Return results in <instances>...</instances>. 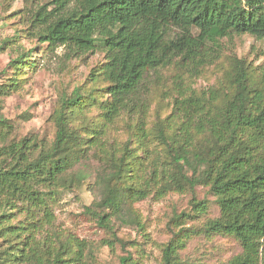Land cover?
<instances>
[{
  "label": "trees",
  "instance_id": "16d2710c",
  "mask_svg": "<svg viewBox=\"0 0 264 264\" xmlns=\"http://www.w3.org/2000/svg\"><path fill=\"white\" fill-rule=\"evenodd\" d=\"M35 24V35L48 46L72 54L102 50L105 58L91 70L90 85L62 96L51 142L31 136L0 145V264L86 263L87 241L53 229L51 204L61 188L87 177L73 169L91 152L103 168L98 200L86 210L111 233L109 246L126 245L111 216L124 219L133 203L151 195L185 191L193 194L194 210L204 212L206 200L194 195L204 184L220 208L206 229L233 236L242 248L228 264H264V70L235 59L216 86L180 90L170 112L151 125L146 85L150 71L177 59L197 76L219 58L224 37L264 39V0H52L38 7ZM172 29L179 30L175 36ZM27 56L11 62L17 75L29 65ZM10 81L0 85V94L20 83L17 76ZM93 106L99 113L88 117ZM125 114L127 139L110 142L109 131ZM6 127L0 114L3 141ZM191 156L199 171L188 177L181 164ZM19 203L27 206L26 222L13 221ZM45 224L50 229L43 234ZM183 244L172 239L162 264H184L178 254ZM119 264L140 263L127 252Z\"/></svg>",
  "mask_w": 264,
  "mask_h": 264
},
{
  "label": "rangeland",
  "instance_id": "374dc122",
  "mask_svg": "<svg viewBox=\"0 0 264 264\" xmlns=\"http://www.w3.org/2000/svg\"><path fill=\"white\" fill-rule=\"evenodd\" d=\"M50 1L0 0V85L10 83L15 76L20 79L17 87L0 94V114L10 125L4 128L7 139H0V145L31 136L39 142H51L56 131L52 115L62 96L69 95L79 85H90L88 76L91 70L105 58L102 50L72 54L65 46H48L39 40L35 35L37 24L32 25V18L40 5ZM178 31L172 29L171 36ZM193 31L198 33L196 29ZM221 45L219 58L204 65L197 76L186 71L181 59L149 72L146 78V85L151 88L148 95L149 125L158 114L164 117L170 112L173 98L180 90L216 86L235 59H242L259 71L264 70V39L233 34L221 39ZM23 53L28 55L29 65L17 75L11 62ZM98 113L99 108L93 106L87 116ZM125 122H130L127 114L109 131L110 142L121 144L127 139L129 131ZM92 153L89 159L73 169L85 171L87 177L80 183L76 181L70 187L61 188L51 204L55 217L53 229L87 241L85 264H119L120 257L127 252L140 264H162L163 249L172 239L184 243L178 250L184 264H228L242 251L233 236L206 229L208 221L220 215V208L216 196L204 184H198L194 191L197 201L206 200L204 212L194 210L193 194L185 191L162 197L151 195L133 203L124 219L111 216L118 237L126 245L124 248L120 243L109 246L107 241L113 239L111 233L98 225L96 217L86 210L98 200L97 174L103 168ZM181 167L188 177L199 171L198 160L193 156ZM26 207L19 203L14 210V222H26ZM184 212L185 215L181 216ZM49 229L45 224L43 234ZM4 247L5 242L0 238V249Z\"/></svg>",
  "mask_w": 264,
  "mask_h": 264
}]
</instances>
